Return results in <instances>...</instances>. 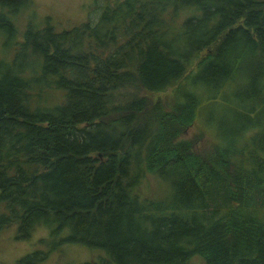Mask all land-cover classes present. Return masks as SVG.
<instances>
[{
	"label": "trees",
	"instance_id": "obj_1",
	"mask_svg": "<svg viewBox=\"0 0 264 264\" xmlns=\"http://www.w3.org/2000/svg\"><path fill=\"white\" fill-rule=\"evenodd\" d=\"M101 4L96 22L28 27L20 48L40 70L0 73V230L38 224L103 249L83 264H264V134L206 156L181 137L207 90L226 104L234 89L242 117L264 109V0ZM175 86L167 105L148 98ZM147 175L158 196L139 192Z\"/></svg>",
	"mask_w": 264,
	"mask_h": 264
},
{
	"label": "rangeland",
	"instance_id": "obj_2",
	"mask_svg": "<svg viewBox=\"0 0 264 264\" xmlns=\"http://www.w3.org/2000/svg\"><path fill=\"white\" fill-rule=\"evenodd\" d=\"M31 3L17 11H9L0 7V12L5 14L6 23L11 26H0V73L8 70L11 63L16 61L14 70L19 72H34L40 70L37 63L28 55H22L21 45L24 42V32L31 27L32 30L45 29L52 26L56 33L64 29H72L80 23L96 22L102 9V0H30ZM263 1V0H260ZM0 13V14H1ZM192 9L181 10L178 20L188 18ZM205 54V53H203ZM195 63L189 67V71L195 68ZM184 80H180L179 84ZM177 86L171 87L166 93H155L149 96L153 102L160 99L163 104L175 97ZM237 90L243 91L244 88ZM234 89H230L224 100H207L212 93L207 90L201 95L203 103L197 111L196 118L191 127L182 134V138L192 142L194 151L206 156L214 146L224 144V147L234 145L237 149L243 145V141L251 146L253 138L258 134H264V109L257 114L242 117L238 109L250 108L251 104L240 102L233 95ZM145 94L140 92L139 95ZM50 103L61 101V93L48 92L46 95ZM243 105L244 108L242 107ZM252 135H248V133ZM262 135L259 136V140ZM261 141V140H260ZM261 143V142H260ZM263 145H261L262 147ZM257 148L255 149V151ZM249 154V151L244 152ZM264 157V146L262 147ZM238 158V156H236ZM163 183L151 175H147L139 188L142 194L149 193L159 195L163 191ZM21 224H11L0 230V264H17L26 255L37 252L40 260L35 264H83L85 261L97 262L104 257L103 249H89L90 247L77 245V243L65 242V234L62 232L58 238H51L49 227L34 225L29 237H22ZM194 264H204L201 257L193 259Z\"/></svg>",
	"mask_w": 264,
	"mask_h": 264
}]
</instances>
